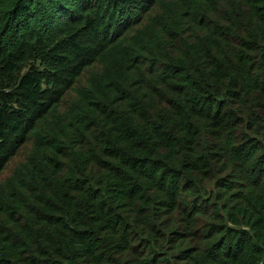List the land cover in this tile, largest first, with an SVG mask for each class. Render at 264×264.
Here are the masks:
<instances>
[{
    "label": "trees",
    "instance_id": "16d2710c",
    "mask_svg": "<svg viewBox=\"0 0 264 264\" xmlns=\"http://www.w3.org/2000/svg\"><path fill=\"white\" fill-rule=\"evenodd\" d=\"M0 264H264V0H0Z\"/></svg>",
    "mask_w": 264,
    "mask_h": 264
}]
</instances>
